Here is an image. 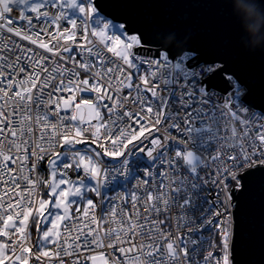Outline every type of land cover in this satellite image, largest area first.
Returning a JSON list of instances; mask_svg holds the SVG:
<instances>
[{
	"label": "snow or ice",
	"instance_id": "6c2138e0",
	"mask_svg": "<svg viewBox=\"0 0 264 264\" xmlns=\"http://www.w3.org/2000/svg\"><path fill=\"white\" fill-rule=\"evenodd\" d=\"M241 95L97 0H0V264H235L234 196L264 171V112ZM118 177L136 183L107 196Z\"/></svg>",
	"mask_w": 264,
	"mask_h": 264
},
{
	"label": "water",
	"instance_id": "95a60500",
	"mask_svg": "<svg viewBox=\"0 0 264 264\" xmlns=\"http://www.w3.org/2000/svg\"><path fill=\"white\" fill-rule=\"evenodd\" d=\"M101 14L127 22L156 49L196 53L225 66L247 90L241 99L264 112V0H97ZM127 26V25H126ZM258 27L254 35L251 28ZM167 44H171L165 46ZM177 45V46H176ZM141 54L145 55L142 50ZM230 87L217 76L210 84ZM245 97L247 99H245ZM233 208L235 264H264V171L243 179ZM233 200V201H234Z\"/></svg>",
	"mask_w": 264,
	"mask_h": 264
},
{
	"label": "rangeland",
	"instance_id": "374dc122",
	"mask_svg": "<svg viewBox=\"0 0 264 264\" xmlns=\"http://www.w3.org/2000/svg\"><path fill=\"white\" fill-rule=\"evenodd\" d=\"M15 14V13H14ZM17 39V38H16ZM45 39H47L46 37H45ZM17 42H20V43H23V44H25V45H27V42L26 41H24V42H21V41H19V39H17ZM32 47H34L35 48V46H32ZM37 51H40V49H36ZM42 51L43 50H41L40 52L42 53ZM195 55H197L196 53H195ZM146 57V56H145ZM147 58V57H146ZM146 67V66H145ZM145 67H142L141 68V72L143 73L144 71H146L147 70V67L145 68ZM241 86V89H242V95L245 93V92H247V90H246V88L244 87V86H242V85H240ZM241 95V96H242ZM241 102H243L244 103V106L245 107H248V105L244 102V100H242L241 99ZM252 111H255L256 113H260L261 111H259V110H255V109H253V108H250ZM160 134V133H159ZM145 144H147L148 143V141H145L144 142ZM105 160L107 161L108 160V158H105ZM46 163V162H45ZM45 163H43L42 165H41V172H40V175L42 176V177H44V178H47V165H44ZM117 182H116V184H113V183H110L109 184V186L107 187V188H105L104 189V192H105V194L107 195V196H109V197H111L112 195H113V190H112V187H114V188H116L115 187V185H117V187L118 188H116L117 189V192H118V194H124V193H130L131 192V184H135L136 183V181L135 180H132L130 183H127L126 182V184L124 185H122L120 182H118V181H120L119 180V177L117 178V180H116ZM94 183V182H93ZM5 187H11V185L9 184V185H2V184H0V195H2L3 194V189L5 188ZM40 191L43 193L44 191H45V189L43 188V187H41V189H40ZM89 195H91V194H89ZM94 199H99V198H95L94 197ZM234 203H236V201L234 200L233 201V205L235 206V204ZM73 207H76V205H74ZM205 207H206V205H205ZM234 208V207H233ZM233 211V210H232ZM97 215H100V212H99V210H97ZM162 218V217H161ZM233 224H234V220H233ZM29 231L31 232V242H32V244H33V246H35L36 245V242H37V238H38V233H37V231H36V227H35V224L33 223V224H31V227H30V229H29ZM203 233H210L209 231H207L206 229H204L203 230ZM197 235H202V233H198ZM203 236V235H202ZM206 238V237H205ZM0 239H3V238H0ZM207 241V240H206ZM48 247H51V245H49ZM205 247V249H207V247L206 246H204ZM34 251H35V247H34V249H33ZM88 264H91V262L89 261L88 262Z\"/></svg>",
	"mask_w": 264,
	"mask_h": 264
},
{
	"label": "built area",
	"instance_id": "2783aa9c",
	"mask_svg": "<svg viewBox=\"0 0 264 264\" xmlns=\"http://www.w3.org/2000/svg\"><path fill=\"white\" fill-rule=\"evenodd\" d=\"M145 67V66H144ZM147 67V66H146ZM145 67V68H146ZM259 114V113H258ZM156 135H159V133H156ZM209 191H211V189H209ZM200 203L201 204H203V201H200ZM235 204V203H234ZM205 206V205H204ZM142 211H144V209H141ZM233 210V209H232ZM145 212V211H144ZM190 215H191V213H190ZM162 219H163V217H162ZM172 221H173V223H169L168 222V229H172V230H174L175 229V226H176V224H175V216L173 215V217H172V219H171ZM206 230L207 231H209L210 233H203L202 232V235H203V238H204V240H205V244H204V246H206L207 248H208V242L211 240V239H213L214 237H215V233L211 230V227H209V228H206ZM206 237V238H205ZM207 240V241H206ZM210 250V249H209ZM205 254H206V252H205Z\"/></svg>",
	"mask_w": 264,
	"mask_h": 264
},
{
	"label": "bare ground",
	"instance_id": "6f19581e",
	"mask_svg": "<svg viewBox=\"0 0 264 264\" xmlns=\"http://www.w3.org/2000/svg\"><path fill=\"white\" fill-rule=\"evenodd\" d=\"M74 18H75V17H74ZM108 19H110V18H108ZM115 23H116V22H115ZM65 26H67V25H65ZM46 38H47V37H46ZM17 39H18V38H17ZM40 51H41V50H40ZM142 55H143V54H142ZM145 58H146V57H145ZM173 134H175V133H173ZM44 165H47V164L45 163ZM40 172H41V171H40ZM119 180H120V181H118V182H120L122 185H123V184H124V185L126 184V181L123 179V177H119ZM116 182H117V181H114V182H112V183H113V184H116ZM127 183H128V182H127ZM115 187L118 188L117 185H115ZM116 188L112 187V190H113V191H112V192H113V195H112V196H116V195H118V192H117V189H116ZM2 195H3V194H2ZM143 209H144L145 212H147V207H146V206H145ZM173 215L175 216V212H174ZM169 223H173V221L170 219V220H169Z\"/></svg>",
	"mask_w": 264,
	"mask_h": 264
},
{
	"label": "clouds",
	"instance_id": "9594fccd",
	"mask_svg": "<svg viewBox=\"0 0 264 264\" xmlns=\"http://www.w3.org/2000/svg\"><path fill=\"white\" fill-rule=\"evenodd\" d=\"M251 31H252V33L255 35V34L259 31V29H258V27H253V28H251ZM188 39H189V36H187V37L185 38V40L183 41L182 44H180V45H178V46L176 45V46H177V47H181V46L187 44ZM168 45H171V44H167V45H165V46H168Z\"/></svg>",
	"mask_w": 264,
	"mask_h": 264
}]
</instances>
